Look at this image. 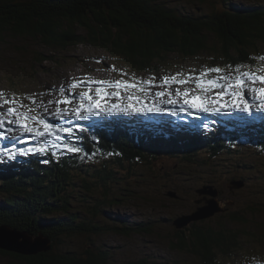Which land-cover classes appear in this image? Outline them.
Wrapping results in <instances>:
<instances>
[{"label":"rangeland","instance_id":"374dc122","mask_svg":"<svg viewBox=\"0 0 264 264\" xmlns=\"http://www.w3.org/2000/svg\"><path fill=\"white\" fill-rule=\"evenodd\" d=\"M229 3L255 6L264 4V0H166L171 8L178 7L192 15L207 14L230 5ZM81 33L86 34V31ZM208 44L209 49L197 55L169 52L151 61L154 68L139 69L130 60H125L123 54L115 52L119 50L111 45H96L87 40L63 49L59 44L47 43L42 36L14 35L10 32L0 34V120L3 121L0 124V159L15 155L28 157L33 151L29 149H32L37 140L49 136L37 139L35 132L25 131L19 126L20 123H27L29 128L43 131V126L38 122L41 119L54 127L59 121L75 124L91 118L99 119L103 114L89 116L83 110L99 98L95 92L97 87L106 88L108 93L101 101L105 113L127 120L141 117L152 121H185L187 117H193L209 122V118H230L231 115L238 114L233 113L238 112L235 109L231 112H198L184 104L183 94L190 93L188 99L207 95L211 100L214 92H201L196 85L201 74L212 68H220L221 72L209 73L205 79L216 78L217 75L234 78L244 72H250L254 76L264 75V60L261 59L264 57V47L262 52H257L261 46H258L257 51L258 47L249 51L248 56L252 55L249 61L237 62L226 57L225 53L222 54V44L215 37L211 36ZM172 77H175V81ZM180 79L188 82L181 85L177 82ZM101 80L111 83L120 80L136 87L115 89L95 83ZM73 84L77 87L73 88ZM252 86L264 87L259 83ZM116 91H119V97L111 94ZM161 91L165 92L164 97L156 95ZM84 93L92 99L89 100L86 96L82 100L81 95ZM129 96L139 99L130 101ZM243 98L253 105L252 112L264 115V111L258 108L259 101L254 99L250 91H246ZM65 100L68 102L64 103ZM169 100H175L176 103H168ZM230 100L231 97L224 98V101ZM129 103L135 108L157 106L162 111L136 112L129 109L121 112L112 107L119 105L127 108ZM81 105L83 109L80 108ZM9 108L15 110L12 115H8ZM181 108L186 110L181 111ZM172 111L176 114L172 115ZM77 115L81 119H76ZM25 116L35 119L25 121ZM9 120L12 123H8ZM182 127L185 128L184 125ZM193 131L207 135L191 150L183 147L185 149L181 152L173 151L172 157L166 150L173 149L176 144L169 141L158 143V153H142L143 160L133 170L134 177L125 176L126 173L119 174L131 181L122 190L124 195L121 196L125 202L109 207V217L103 214L94 216L101 224L110 227L113 224L123 225L122 222L114 223L118 217L120 220L124 217V220L138 223L152 221L153 226L149 232L126 236L110 229L98 235L64 237L55 242V245L53 242L52 248L85 251L95 243L108 247L115 253L114 260L121 263L147 258L151 263L157 264H200L199 258L189 250L175 247L179 240L178 231L196 223L198 226L214 229L239 231L241 244L229 254H219V264H264V140H255V132L248 131L243 136L237 133L231 139L227 138V144H224L226 146H222L216 144L214 138L205 139L216 133L209 125L202 131ZM59 133L61 132L57 131L49 139H55ZM178 140L184 142L183 139ZM190 143L192 145L193 141ZM216 146L221 148L218 150ZM161 148L164 150L159 151ZM153 155L155 158L151 160ZM234 181H243V186L236 187L235 183L232 184ZM204 189H213L215 193H200ZM170 191L176 192L177 196H169ZM98 192L102 195L104 187H98ZM81 193L78 190L73 192V205L81 211L82 218L88 219L92 215L95 199L84 198L87 194ZM3 197L0 193V200ZM211 199L217 201L223 210L207 216L205 207ZM199 208L205 210L203 218L193 220L182 228L176 227V218L198 212ZM238 217H242V220ZM0 264L25 263L0 253Z\"/></svg>","mask_w":264,"mask_h":264},{"label":"trees","instance_id":"16d2710c","mask_svg":"<svg viewBox=\"0 0 264 264\" xmlns=\"http://www.w3.org/2000/svg\"><path fill=\"white\" fill-rule=\"evenodd\" d=\"M229 4L207 14L192 15L178 7L171 8L166 0H0V34L42 36L47 43L59 44L63 49L87 40L96 45H111L119 50L113 51L123 54L125 60L139 69L154 68L151 61L169 52L190 56L207 51L213 36L222 44L223 55L237 62L249 61L252 49L261 46L255 51L262 52L264 47V4ZM253 113L238 112L239 115L226 119H209L206 124L216 133L205 139L214 138L216 144L226 146L227 138L251 131L255 132V140H264V116ZM110 118L120 121L117 116ZM112 120L103 125L83 122L76 128L77 137L74 132H64L58 139H41L46 151L36 152L27 160L17 155L0 159V193L4 196L0 200V224H10L34 235L42 232L54 245L64 237L98 235L110 229L126 236L149 232L152 221L138 223L118 217L114 223L123 225L110 227L94 216L109 217V207L125 202L122 190L131 181L119 174L134 177L133 170L143 160L142 153H158V143L174 141L176 146L166 150L173 156V151L181 152L183 147L191 150L204 136L193 133V127L199 124L195 120L186 124L180 119L181 126L168 130L159 121L152 125L136 122L119 131L123 123ZM61 128L66 127L61 125ZM175 129L182 135H174ZM69 148L79 150L69 151ZM98 187H104L102 195ZM76 190L86 193L84 198L95 199L88 219L82 218L81 211L74 208ZM186 228L178 231L175 247L189 250L199 258L200 264H219V254H229L241 244L239 231L196 223ZM0 253L25 264H157L147 258L125 263L115 261L114 252L95 243L85 251L52 248L33 256L4 250Z\"/></svg>","mask_w":264,"mask_h":264},{"label":"snow or ice","instance_id":"6c2138e0","mask_svg":"<svg viewBox=\"0 0 264 264\" xmlns=\"http://www.w3.org/2000/svg\"><path fill=\"white\" fill-rule=\"evenodd\" d=\"M262 60H264V57H261ZM221 72L220 68H212L209 69L208 72L202 73L201 78L197 81V88L201 90V92L207 93L209 91L214 92V96L211 100H209L207 95L203 96H192L191 99H188L190 93L185 92L183 95L185 96L184 104L188 105L189 107L195 109L198 112H205V113H218L221 111L225 112H231L233 109L237 111L242 112H250L253 105H250L247 100H245L244 94L246 91H250L253 94L254 99L259 101L258 108L261 111H264V87H254L252 85H255L257 83L264 85V75L254 76L250 72H244L242 74L236 75L234 78L229 76H221L217 75L216 78H207L204 77L208 76L209 73H217L219 74ZM175 81V77L171 78ZM179 84L183 85L186 84L188 81L184 79H180L177 81ZM96 84L99 85H107L110 88L120 89V88H129V87H136V85L133 84H127L124 81L117 80L115 83H111L108 81H96ZM165 83H168V80H165ZM248 85V87H246ZM73 88L77 87L76 84L72 85ZM219 91H215V90ZM98 99L94 100L92 103L89 104V106L86 109H83V105L80 106L81 109L86 111L89 116L93 115H101V114H109L105 113L104 108L101 105V101L105 99V97L108 95L106 88L104 87H97L95 89ZM114 96L119 97L120 93L119 91L111 93ZM159 97H164L166 94L165 92L161 91L156 93ZM177 95H180L179 92H177ZM88 97L89 100H91V96H89L87 93H84L81 95V99L83 100L85 97ZM225 97H231L230 101H224ZM133 99H139L138 97H132L129 96V100ZM223 101V102H222ZM64 103H67L68 101H63ZM168 103H176L175 100H169ZM227 104V106H226ZM114 109H118L121 112H126L129 109H132L136 112H143V111H162V109L157 108L155 106L148 107L147 105H144L139 108H135L133 104L129 103L127 108H121L119 105H113ZM95 109H99V111H96ZM186 109L181 108V111H185ZM13 108L8 109V115H12L14 113ZM79 111V109H78ZM172 115H175V111H172ZM25 121L28 119H35L33 117H23ZM76 119H81L80 115L76 116ZM39 124L43 126V131H39L37 129L29 128L27 123H20V127L28 132H35L36 138L39 139L40 137L44 135L49 136H55V133L57 131L59 132H70L71 129L68 128H60L57 129L53 125L48 124L43 119L38 121ZM8 123H12L11 120L8 121ZM0 124H3V121L0 120ZM11 131V129H9ZM57 139L59 137H56ZM69 151H78L79 149L76 148H69ZM29 151H32V149H29ZM37 151H46L45 148L37 149Z\"/></svg>","mask_w":264,"mask_h":264},{"label":"water","instance_id":"95a60500","mask_svg":"<svg viewBox=\"0 0 264 264\" xmlns=\"http://www.w3.org/2000/svg\"><path fill=\"white\" fill-rule=\"evenodd\" d=\"M242 182L243 181H236V187L241 188L243 186ZM202 192H207L212 195L215 193L213 189H211V191L204 189L200 191V193ZM168 195L176 197L177 193L170 191ZM205 209H207V216L213 215L216 211L223 210V208L214 199L209 200ZM204 212V209L199 208L198 212L196 211L193 214L176 218L174 224L177 228H182L184 225L189 224L193 220L203 218L204 215L202 214H204ZM52 243L53 241L51 238L42 232L34 235L28 231L13 227L10 224H0V250L17 253L24 256H33L51 250Z\"/></svg>","mask_w":264,"mask_h":264},{"label":"bare ground","instance_id":"6f19581e","mask_svg":"<svg viewBox=\"0 0 264 264\" xmlns=\"http://www.w3.org/2000/svg\"><path fill=\"white\" fill-rule=\"evenodd\" d=\"M204 34V33H203ZM168 39V38H167ZM203 39V38H202ZM255 43V42H254ZM233 44V43H232ZM138 50V49H137ZM234 50V49H233ZM152 52V51H151ZM141 54V53H140ZM43 55V54H42ZM151 57V56H150ZM147 64V63H146ZM154 105V104H153ZM142 106V105H141ZM63 107V106H62ZM157 107V106H156ZM24 109V108H23ZM63 109V108H62ZM2 118V117H1ZM199 139V138H198ZM189 142V141H188ZM25 149H26V147H25ZM18 154H20V153H18ZM235 154V153H234ZM131 157V156H130ZM173 157V156H172ZM241 157V156H240ZM242 158V157H241ZM244 158V157H243ZM117 159V158H116ZM253 171V170H252ZM255 175V174H254ZM253 176V175H252ZM233 183H235V186H236V182L234 181V182H232V184ZM234 186V185H233ZM111 203V202H110ZM102 215V214H101ZM101 229V228H100ZM222 236V235H221ZM226 247V246H225ZM216 254V253H215ZM202 261V260H201ZM215 261V260H214ZM229 261V260H228Z\"/></svg>","mask_w":264,"mask_h":264}]
</instances>
